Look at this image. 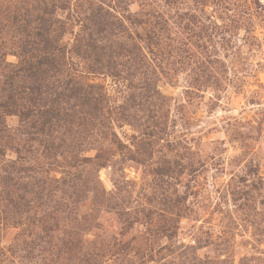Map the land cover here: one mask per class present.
Returning <instances> with one entry per match:
<instances>
[{
    "label": "rangeland",
    "instance_id": "obj_1",
    "mask_svg": "<svg viewBox=\"0 0 264 264\" xmlns=\"http://www.w3.org/2000/svg\"><path fill=\"white\" fill-rule=\"evenodd\" d=\"M14 2L0 0V21ZM53 4L67 48L103 8L145 56L90 77L120 145L67 148L63 227L83 248L72 264H264V0Z\"/></svg>",
    "mask_w": 264,
    "mask_h": 264
},
{
    "label": "trees",
    "instance_id": "obj_2",
    "mask_svg": "<svg viewBox=\"0 0 264 264\" xmlns=\"http://www.w3.org/2000/svg\"><path fill=\"white\" fill-rule=\"evenodd\" d=\"M53 3L16 0L0 21V264H72L71 251L83 250L82 231L63 227V161L76 159L67 148L77 140L120 145L115 108L90 77H119V68L145 58L103 8L92 9L67 48Z\"/></svg>",
    "mask_w": 264,
    "mask_h": 264
}]
</instances>
